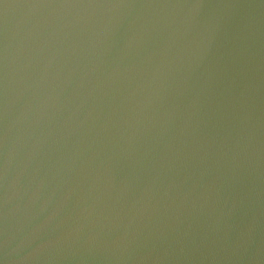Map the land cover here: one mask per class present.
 Here are the masks:
<instances>
[{
    "label": "clouds",
    "instance_id": "9594fccd",
    "mask_svg": "<svg viewBox=\"0 0 264 264\" xmlns=\"http://www.w3.org/2000/svg\"><path fill=\"white\" fill-rule=\"evenodd\" d=\"M0 264H264V0H0Z\"/></svg>",
    "mask_w": 264,
    "mask_h": 264
}]
</instances>
